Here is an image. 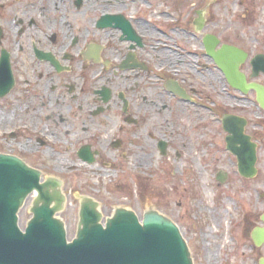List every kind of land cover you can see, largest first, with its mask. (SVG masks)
Returning a JSON list of instances; mask_svg holds the SVG:
<instances>
[{
	"label": "flooded vegetation",
	"instance_id": "1",
	"mask_svg": "<svg viewBox=\"0 0 264 264\" xmlns=\"http://www.w3.org/2000/svg\"><path fill=\"white\" fill-rule=\"evenodd\" d=\"M168 5L159 12L161 17L155 18L154 12L148 13V0H0V109L15 116L11 128L0 130V141L6 143L19 137L16 130L23 129L29 142L35 140L44 147L49 143L64 144L62 139L51 136L41 122L49 119L54 124L62 123L64 117L69 123L61 128L69 132L70 138L74 136L71 130L77 129L74 154L80 164L105 166L101 157L104 149L120 152L138 148V142L143 146L141 124L152 118L151 113L175 116L181 110L194 108L197 93L205 97L197 91L196 78L209 84L211 76L218 73L221 91L229 88L243 97L245 94L229 87L225 74L214 63L205 46L207 37L218 40L215 51L225 45L245 52L246 60L239 72L247 83L264 87L260 83L264 72L253 76L251 65V61L260 65L257 58L264 57V52L251 53L258 50L259 43L264 44L263 40L246 49L226 43L213 33L217 22L211 12L196 9L194 3L187 8L182 6V21L178 11ZM143 14L160 27L155 28L156 33L148 28ZM159 37L165 39L162 45ZM247 94L253 95L255 101L254 91ZM206 100L212 104L211 98ZM218 103L214 105L220 116L219 135L225 151L236 161L227 150L228 134L222 124L224 116L233 114H227ZM32 106L36 107L34 112ZM25 113L32 116L23 118ZM108 121L110 124H106ZM150 127L153 153L167 160L168 153L173 152L172 159L177 160L184 147L175 144V139H164L163 131L155 132V124ZM159 128L162 130L163 126ZM183 129L188 133V129ZM107 131H111L109 135ZM173 134L181 132L175 129ZM249 137L255 145L257 163L259 144ZM141 156L143 159V147ZM20 158L38 170L43 179H62ZM138 163L131 172L143 178L148 166L143 168V162ZM116 170L114 166L113 171ZM61 172L67 174L65 170ZM82 198H75L76 209L83 203Z\"/></svg>",
	"mask_w": 264,
	"mask_h": 264
},
{
	"label": "rangeland",
	"instance_id": "2",
	"mask_svg": "<svg viewBox=\"0 0 264 264\" xmlns=\"http://www.w3.org/2000/svg\"><path fill=\"white\" fill-rule=\"evenodd\" d=\"M210 1L212 3L209 4ZM210 1L179 0L171 3L168 0H148L151 7L148 13L154 12L153 16L159 18V12L171 4L184 21L181 7L187 8L194 3L196 9L211 12L209 14L217 22L213 33L220 35L224 42L246 49L264 41V0ZM143 18L151 31L160 28L154 21L149 22L147 14H143ZM159 40L160 45L165 41L162 37ZM167 44L170 45L169 42ZM255 52H264V44L259 43L258 50L251 53ZM218 77V73L211 76L209 84L196 78L197 91L200 90L205 97L197 93L195 109L181 110L175 116L151 113L152 118L141 124L143 146L138 142V148L120 152L104 149L101 157L105 166L80 164L74 154L77 144L74 132L77 129L71 130L74 136L70 138L69 132L61 128L62 124L66 126L69 123V119L64 117L62 123L54 124L49 119L41 122L51 136L62 139L65 145L49 143L44 147L35 140L29 142L27 133L22 129L16 130L20 133L19 137L6 143L0 141V150L22 157L29 164L39 165L47 173L62 178L67 203L59 218L65 225L69 240L77 207V201L72 198L74 193L94 199L104 217L110 216L116 207L132 210L139 218L147 209L160 212L178 226L189 248L192 264H258L264 255V246L255 248L250 233L254 227L261 226L260 217L264 212V113L258 108L253 95L240 97L229 88L221 91L223 85ZM260 83L264 85V79ZM208 97L212 104L206 100ZM218 102L226 108L227 114L246 120L245 134L259 144L257 172L248 181L238 175L235 159L224 149L219 135L220 116L216 114L214 105L216 103L218 106ZM30 109L34 112L36 107ZM31 116L27 113L22 115L23 118ZM14 123L15 116L0 109V127L6 125L0 130L9 129ZM106 124H110L109 121ZM151 124H155V132L165 133L164 139H175V144L184 147L177 160L172 159L173 152L168 153L167 160H161L158 154L153 153L154 142L149 137ZM161 125L162 130L159 128ZM183 128L188 129V133ZM175 129L180 130L181 134H173ZM110 132L107 131V135ZM138 162H143V168L148 166L141 176L143 178L131 172L139 166ZM114 166H117L116 171H113ZM62 170L67 174L64 175ZM218 174L224 178L223 183L217 181ZM116 175L118 177L115 178ZM30 200L26 201L18 214L20 229L26 225Z\"/></svg>",
	"mask_w": 264,
	"mask_h": 264
},
{
	"label": "water",
	"instance_id": "3",
	"mask_svg": "<svg viewBox=\"0 0 264 264\" xmlns=\"http://www.w3.org/2000/svg\"><path fill=\"white\" fill-rule=\"evenodd\" d=\"M218 40L207 37L205 46L214 63L227 78L228 85L246 94L255 92V101L264 111V87L247 83L239 72L246 54L232 46L215 51ZM251 61L257 76L264 72V57ZM227 150L236 157L238 173L245 179L256 175L255 145L244 134L246 121L233 115L222 120ZM220 182L222 180L218 179ZM61 183L54 179L41 182L39 171L28 167L20 159L0 155V264H192L190 252L177 225L155 211L142 213L115 209L103 222L102 214L93 202L76 209L72 237L67 241L63 223L57 218L63 197L56 190ZM35 193L31 219L24 230L18 226V213L25 200ZM86 196L72 193V198ZM88 197V196H87ZM30 218L28 214L27 220ZM263 227L255 228L251 238L255 246L264 244ZM264 264V257L259 260Z\"/></svg>",
	"mask_w": 264,
	"mask_h": 264
},
{
	"label": "bare ground",
	"instance_id": "4",
	"mask_svg": "<svg viewBox=\"0 0 264 264\" xmlns=\"http://www.w3.org/2000/svg\"><path fill=\"white\" fill-rule=\"evenodd\" d=\"M222 174H223L222 176L224 177V173H222ZM223 177H221V179H220V180H222V181H223V180H224V178H223Z\"/></svg>",
	"mask_w": 264,
	"mask_h": 264
}]
</instances>
